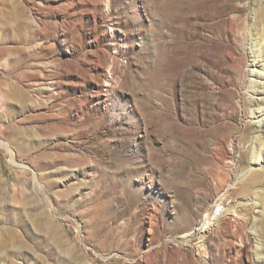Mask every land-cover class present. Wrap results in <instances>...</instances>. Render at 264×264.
Returning a JSON list of instances; mask_svg holds the SVG:
<instances>
[{"label":"rangeland","instance_id":"rangeland-1","mask_svg":"<svg viewBox=\"0 0 264 264\" xmlns=\"http://www.w3.org/2000/svg\"><path fill=\"white\" fill-rule=\"evenodd\" d=\"M0 143V264H264V0H0Z\"/></svg>","mask_w":264,"mask_h":264},{"label":"bare ground","instance_id":"bare-ground-1","mask_svg":"<svg viewBox=\"0 0 264 264\" xmlns=\"http://www.w3.org/2000/svg\"><path fill=\"white\" fill-rule=\"evenodd\" d=\"M162 52V51H161ZM1 144V143H0ZM7 148V150H8V152H9V155H10V162L11 163H15V160H14V158H13V152L11 151V150H9L8 149V147H6ZM253 160H254V162L255 163H257V165L258 164H260V159H261V149L260 150H255L254 149V151H253ZM16 164V163H15ZM22 165V164H21ZM256 165V164H255ZM261 165V164H260ZM26 167V166H25ZM22 169H23V167H22ZM34 175V174H33ZM36 177V176H35ZM215 219H216V217L212 214V212H209L206 216H205V218H204V220H203V223H202V226H201V228L198 230V232L199 231H202V229H203V227H204V225L205 224H207V226H206V229L207 228H209L211 225H213L214 223V221H215ZM197 231V229H194V231H192L190 234H187V236H185V237H190L192 234L194 235V233ZM184 237V236H183ZM241 244H242V246H245V244L243 243V242H241Z\"/></svg>","mask_w":264,"mask_h":264}]
</instances>
